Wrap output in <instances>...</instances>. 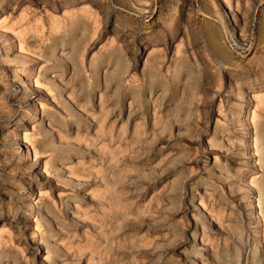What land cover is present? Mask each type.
<instances>
[{"label": "rangeland", "instance_id": "rangeland-1", "mask_svg": "<svg viewBox=\"0 0 264 264\" xmlns=\"http://www.w3.org/2000/svg\"><path fill=\"white\" fill-rule=\"evenodd\" d=\"M263 202L264 0H0V264H264Z\"/></svg>", "mask_w": 264, "mask_h": 264}, {"label": "bare ground", "instance_id": "bare-ground-1", "mask_svg": "<svg viewBox=\"0 0 264 264\" xmlns=\"http://www.w3.org/2000/svg\"><path fill=\"white\" fill-rule=\"evenodd\" d=\"M248 4V3H247ZM249 6L251 5L252 6V4H248ZM247 5V6H248ZM248 8H250V7H248ZM252 8V7H251ZM244 15L245 14H247L246 12H244L243 13ZM244 17V16H243ZM55 19V18H54ZM244 20H245V27H248V25H249V23L251 22V20H252V16L250 17V16H245L244 17ZM55 21H57V23H58V20H56L55 19ZM82 22V21H81ZM75 24H78L79 23V21H77V19H76V21L74 22ZM82 24H86V23H82ZM82 24H81V26H82ZM80 25H78V27H79ZM81 26L79 27L80 29H81ZM75 27H77V26H75ZM85 28V27H84ZM82 30V29H81ZM83 31V30H82ZM11 46V45H10ZM74 47H76V46H74ZM21 49H25L24 48V46L21 44ZM74 50H75V48H74ZM121 58V57H120ZM120 58H118V67L117 68H115L116 69V72L115 73H117V74H119V72L121 73V71H124V67H125V64H124V60L123 61H119V59ZM123 59V58H122ZM5 60L6 61H12V60H14V59H12L11 58V54H8V53H6V56H5ZM26 67V66H25ZM28 68V67H27ZM24 70V72L26 71L27 72V69H23ZM22 72V71H21ZM25 72V73H26ZM14 73H15V77H18L22 82H24V80L22 79V78H20V74L17 72V70H14ZM23 73V72H22ZM124 73V72H123ZM24 74V73H23ZM27 77H28V75H27ZM53 82L55 83L56 82V80L55 79H53ZM37 83H39L38 82V80H37ZM57 85V84H56ZM37 86H38V84H37ZM56 88H57V91H56V95H55V97H57L58 98V102H59V104L58 103H56V105H57V107L56 108H54L53 110L52 109H50V110H52V111H50L49 109L47 110V109H45L44 107H43V110H42V116L40 117V123H41V130H42V132L44 133V135L46 136V138H49V140L52 142V141H54V134H55V132L56 131H61V132H64V131H67L66 129H65V125L62 123V120H61V118L60 117H62V114L61 113H65V114H69V113H73L74 115H80L79 113H81L83 116L85 115V116H87V118L86 119H88V120H93V121H96L97 123H95L94 122V124H96L97 125V127H102L103 125H104V119H103V117L105 116V114H104V116H101V117H99V114H96V112H97V105L95 104V101H93V100H86V102H84V104L83 103H81V101H80V99L79 98H73V95L70 93L69 94V92L67 91V92H64V87L62 88V86L60 85V86H56ZM26 90V89H25ZM29 90V86L27 87V90L26 91H28ZM25 91V92H26ZM29 99H32V100H34V98H33V94L32 95H30L29 96ZM73 103V104H72ZM44 104V103H43ZM60 104L63 106V107H61L60 106ZM100 104V107L102 108V104L104 105V103H99ZM45 105V104H44ZM61 107V108H60ZM106 107V106H105ZM78 108L81 110V112H79V110H78ZM79 112V113H78ZM91 117V118H90ZM85 118V117H84ZM71 128H73V126H70V129ZM26 138H27V136H25ZM70 144H72V143H70ZM76 145H73V148H76L75 147ZM57 147H60V146H57ZM34 150H35V154L37 155V153H38V151L36 150V147H35V145H34ZM76 150H78L79 151V148L78 149H76ZM22 155H24V154H22ZM35 155V156H36ZM25 156L26 157H30V148L29 147H27V153H25ZM76 156V157H75ZM75 156L74 155H68V156H66V157H63V159H65V160H70V159H73V158H77V162L76 163H85V162H83L82 160H81V158H84V155H80L77 151H75ZM53 163H55L54 165H53V167H55L58 171L59 170H63V169H59L58 167H57V165H56V162H54L53 161ZM68 163H73L72 161H69ZM69 171L70 172H72V173H76V174H79V173H81L82 172V170H81V168L79 167V165L78 164H76L75 166L74 165H72V164H70L69 165ZM59 177H60V174H59ZM63 181H65V183H71L72 184V182L70 181V180H67V179H64ZM77 186H81L80 188H83L82 187V184L81 183H78V185ZM81 190V189H80ZM260 202H261V200H259ZM63 202V204H65L69 209H71L72 210V212L74 213V214H76L77 216H79V213L78 212H80L79 210H80V208L81 207H84V206H82L83 204H82V199L80 198L79 199V197L77 196V198H74L73 196L70 198V199H66V200H63L62 201ZM259 202V203H260ZM264 203V202H263ZM47 205V204H46ZM73 205H75V206H73ZM55 206L57 207V205L55 204ZM264 206V205H263ZM262 205H261V207H263ZM263 210V209H262ZM43 211H46V216L47 217H49V218H51V220L53 221V222H55L58 226H59V228H60V226L61 227H63V226H65V224H64V222H62V220H60L55 214H54V210L51 208V206L49 207V206H47V208H46V210H44L43 209ZM76 218V217H75ZM197 238V236L195 237V239ZM203 238V237H202ZM204 240V239H203ZM204 243V242H203ZM95 246V245H94ZM99 247V246H98ZM97 247V248H98ZM93 248H91V250H92ZM95 250V249H94ZM93 254V253H92ZM95 255V254H94ZM94 258V257H93ZM1 263V262H0Z\"/></svg>", "mask_w": 264, "mask_h": 264}]
</instances>
